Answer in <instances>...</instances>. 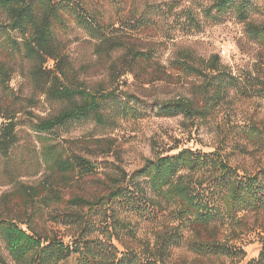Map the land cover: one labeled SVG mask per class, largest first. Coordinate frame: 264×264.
<instances>
[{
  "label": "trees",
  "instance_id": "1",
  "mask_svg": "<svg viewBox=\"0 0 264 264\" xmlns=\"http://www.w3.org/2000/svg\"><path fill=\"white\" fill-rule=\"evenodd\" d=\"M211 8L218 14L234 9L240 20L248 18V0H213ZM186 19L189 25H196L189 9ZM70 22L96 41L98 56L109 60L124 46L112 32L105 33L107 27L89 10L86 0H0V53L24 59L32 87L50 106L57 107L49 116L30 119L29 128L39 149L28 150L27 155L37 168L44 167L46 175L41 185L47 193L35 202L31 197L38 196L36 188L19 185L22 202L30 197L32 208L30 213L23 209L17 215L0 216V264H69V260L72 264H210L208 260L218 256L244 258L245 251L221 242L217 231L224 226L240 228L242 216L264 211V167L240 172L217 151L181 148L172 154L156 155L131 173L121 170L99 181L102 193L90 198L76 194L63 197L58 184L70 187L83 177L94 176L97 167L49 133L90 114L104 124L100 108L117 98L112 91H90L78 83L63 39ZM149 24H153L151 14L126 21L130 30ZM245 26L247 33L264 45V23L246 21ZM128 53L133 63L152 60L149 51ZM48 60L53 61V67L45 66ZM174 63L184 75L202 79L195 88L204 105L195 106L189 98L159 102V112L164 116H203L209 100L220 98L237 81L225 72L216 56L205 60L188 52ZM11 72L7 61L0 59L3 89L9 88ZM126 97L129 100L132 95ZM16 112L0 106V180L8 184L17 183L29 161L19 149ZM253 132L247 133L251 139L256 138ZM128 210L165 220V231H155L140 248L134 233L119 219V212ZM22 214L26 218H21ZM35 216H46L66 227L69 239L37 228L30 221ZM259 243L257 256L245 264H264L263 237H259ZM178 248L190 250L195 256L191 261L179 259L173 254Z\"/></svg>",
  "mask_w": 264,
  "mask_h": 264
},
{
  "label": "rangeland",
  "instance_id": "2",
  "mask_svg": "<svg viewBox=\"0 0 264 264\" xmlns=\"http://www.w3.org/2000/svg\"><path fill=\"white\" fill-rule=\"evenodd\" d=\"M86 1L89 10L107 27L105 33L112 32L124 46L113 52L108 60L98 56L94 50L96 41L72 22L63 35L65 53L75 69L78 83L90 91H112L117 96L100 108L104 124L90 114L70 120L49 133L75 153L94 161L97 167L94 176L83 177L70 187L58 184L64 198L72 194L86 198L95 196L102 193L99 181L107 176L121 170L131 173L146 160L175 153L181 148L217 151L240 172L264 167V45L253 39L245 26L246 21L264 23V0H248L246 21L240 20L234 9L224 14L216 13L211 8L213 0ZM147 7L152 10L149 12ZM188 9L196 25L188 24ZM149 14L153 24L137 30L126 26V21L146 18ZM129 50L149 51L152 60L133 63ZM188 52L205 60L216 56L225 72L237 80L236 84L227 88L220 98L209 100L203 116H164L159 112V102L189 98L195 106L204 105L195 88L202 79L188 77L175 68L174 62L182 60ZM0 59L7 61L12 70L9 88L0 86V106L17 111L19 149L24 150L23 156L29 159L28 150L39 149V142L29 128L30 119L49 116L57 107L50 106L32 87L24 59L2 53ZM45 66L53 67V61L48 60ZM126 95L132 97L126 100ZM249 130L254 131L256 138L248 136ZM26 165L17 178L19 184L0 180V216L17 215V211L23 209L30 213V197L25 204L22 202L23 197L18 192L20 184L36 188L38 196L31 197L35 202L46 195L41 185L46 175L44 167L37 168L30 159ZM119 213L127 230L139 240L140 248L143 241L152 239L155 231H165L163 219L155 220L146 213L132 210ZM23 215L20 217L26 218ZM30 221L42 231L64 235L65 241L69 239L65 236L68 229L46 216H35ZM240 226H224L217 235L221 242L245 251L244 258L218 256L208 260L210 264H245L257 256L259 237L264 238V211L245 214ZM173 254L188 261L195 256L185 248H178Z\"/></svg>",
  "mask_w": 264,
  "mask_h": 264
}]
</instances>
